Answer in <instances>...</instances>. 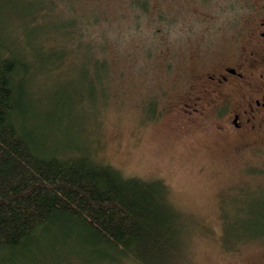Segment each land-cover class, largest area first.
<instances>
[{
    "label": "rangeland",
    "instance_id": "obj_1",
    "mask_svg": "<svg viewBox=\"0 0 264 264\" xmlns=\"http://www.w3.org/2000/svg\"><path fill=\"white\" fill-rule=\"evenodd\" d=\"M63 1L56 4L67 9L57 18L66 34L77 29L73 7L80 4L90 18L91 7L90 0ZM41 2L3 0L0 8V32L14 33L16 51L28 61L21 35L30 22L26 13ZM163 6L173 19L126 31L136 63L124 69V61L96 68L94 49L78 51L79 43H65L64 67L54 60L55 69L36 71L27 84L30 121L44 127L54 122L43 133L60 153H76L64 143L85 147L84 154L126 175L169 184L170 200L187 224L184 259L170 264H264V225L253 227L254 221L264 223V134L247 144L214 122L191 124L181 109L196 76L230 60L237 47L253 44L264 0H166ZM125 17L132 24L137 19ZM147 37L157 44L150 61L149 48L140 45Z\"/></svg>",
    "mask_w": 264,
    "mask_h": 264
},
{
    "label": "trees",
    "instance_id": "obj_2",
    "mask_svg": "<svg viewBox=\"0 0 264 264\" xmlns=\"http://www.w3.org/2000/svg\"><path fill=\"white\" fill-rule=\"evenodd\" d=\"M57 1L42 0L26 13L30 26L21 36L31 61L16 51L14 33L0 32V264H170L184 259L187 224L170 200L169 184L126 175L84 154L85 147L64 143L76 153H60L52 136L43 133L54 122L44 127L30 121L26 88L36 71L55 69L54 60L64 67L67 42L79 43L78 51L94 49L96 68L136 63L126 31L173 19L163 6L166 0H90L91 18L80 4L71 6L79 20L77 29L66 34L57 16L68 5ZM126 14L137 18L134 24L124 20ZM40 17L53 26L43 27ZM140 45L149 48L150 61L156 41L147 37ZM259 225L264 223L254 221L253 227Z\"/></svg>",
    "mask_w": 264,
    "mask_h": 264
},
{
    "label": "flooded vegetation",
    "instance_id": "obj_3",
    "mask_svg": "<svg viewBox=\"0 0 264 264\" xmlns=\"http://www.w3.org/2000/svg\"><path fill=\"white\" fill-rule=\"evenodd\" d=\"M255 23L253 44L237 47L230 60L196 76L181 98L191 124L214 122L247 144L264 134V12Z\"/></svg>",
    "mask_w": 264,
    "mask_h": 264
},
{
    "label": "bare ground",
    "instance_id": "obj_4",
    "mask_svg": "<svg viewBox=\"0 0 264 264\" xmlns=\"http://www.w3.org/2000/svg\"><path fill=\"white\" fill-rule=\"evenodd\" d=\"M17 2H18V1H17ZM6 17H7V16H6ZM6 17H5V18H6ZM45 67H46V66H45ZM42 69H43V68H42ZM31 82H32V81H31Z\"/></svg>",
    "mask_w": 264,
    "mask_h": 264
}]
</instances>
